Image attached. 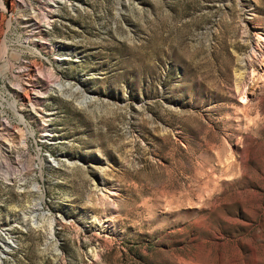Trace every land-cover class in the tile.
Returning <instances> with one entry per match:
<instances>
[{
  "label": "rangeland",
  "instance_id": "1",
  "mask_svg": "<svg viewBox=\"0 0 264 264\" xmlns=\"http://www.w3.org/2000/svg\"><path fill=\"white\" fill-rule=\"evenodd\" d=\"M3 2L0 264H264V0Z\"/></svg>",
  "mask_w": 264,
  "mask_h": 264
},
{
  "label": "bare ground",
  "instance_id": "2",
  "mask_svg": "<svg viewBox=\"0 0 264 264\" xmlns=\"http://www.w3.org/2000/svg\"><path fill=\"white\" fill-rule=\"evenodd\" d=\"M65 2H66V0H46V2H44V5H43L45 7V10L44 11L46 12V13L44 12L45 15H43V24L38 23V22H32V23H30L31 20H29V18L25 20V23H27V24L30 23V25H26L27 28H30V29H27V33L29 34L28 35L29 36L28 39L30 40V42H33L34 43L33 44L34 45V48H36L37 45H40L41 44V40L40 39L45 34L48 35L47 31L44 30V27H46L48 25H51L50 24L51 16L53 18L54 17L53 15L56 14L57 10L61 7V4L65 3ZM0 5L2 6L3 9H5V4H4L3 0H0ZM259 38H260V36H259ZM49 48L52 51L56 52L57 55L60 56L59 59H58V62H60V65L66 63L65 61L68 59V57H71L74 54V52H73L72 49H68L67 47H65L63 45H56V44H52L51 43V45L49 46ZM71 87H72L71 83L65 84V83H63L61 81H56L54 83V87L51 88V91L59 92L61 94H64L63 92L65 90H67L68 88H71ZM15 90H16V92H15L16 95L21 98V101L23 102V106L25 107V109L29 107L30 111H35L36 110V108H35L36 107V104L34 103L33 99L31 100V96L29 97V95H26V92H27L28 89L26 87H23L22 86V87H18V89L16 88ZM37 93L43 94V95H49V92L48 91H45V92L37 91ZM68 97H72V96L69 95ZM87 98L88 97H86V96L82 97L81 98L82 101H79V105L84 106L86 104V102H84V101H86L85 99H87ZM243 98H244V96L242 97V99ZM12 107H13V110L15 112H19L17 110V108H16L15 105H13ZM20 120H21V122H23V124H26L25 118H24V116L22 114L20 115ZM10 128L13 129V127H11V126H10ZM47 131H48V133L46 134L45 137L47 138V140L48 139H52L51 137H53V134L50 133L52 131H50L48 129H47ZM53 163L55 165H58L59 164V163H56V161H54ZM34 190L39 195V198L36 201L35 209H37L38 211L41 212V210H43L42 209L43 208L42 207V203H41V201H43V191L39 188V186L37 184L34 185ZM46 214L47 213L42 212V216H45ZM94 218H95V221H98L99 222V224H100V230H102V231L105 232L108 229L107 226H105V224H104L106 221L105 222L102 221L101 217L99 218L97 216H95ZM28 221H31L32 222V225L33 226H36L37 228L41 226V225L39 226V223L37 222V216L34 215V212H31V214L29 216H27V215H24L23 216V222L24 223H27ZM54 225H55V221L54 220H51V222L49 223L50 236L51 237L54 236ZM0 236L4 238V241H5L6 245H7V246H3V248L11 247V244L13 242L12 239H11V237L8 236L6 233L0 234ZM3 250L0 248V260H2L1 259V256L4 253Z\"/></svg>",
  "mask_w": 264,
  "mask_h": 264
}]
</instances>
